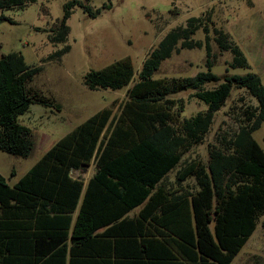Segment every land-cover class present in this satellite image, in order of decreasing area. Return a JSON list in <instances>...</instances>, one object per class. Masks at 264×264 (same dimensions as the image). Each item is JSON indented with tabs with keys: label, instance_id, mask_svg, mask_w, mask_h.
Returning a JSON list of instances; mask_svg holds the SVG:
<instances>
[{
	"label": "trees",
	"instance_id": "16d2710c",
	"mask_svg": "<svg viewBox=\"0 0 264 264\" xmlns=\"http://www.w3.org/2000/svg\"><path fill=\"white\" fill-rule=\"evenodd\" d=\"M33 1L0 0V10ZM112 5L108 0L93 8L84 0H67L61 18L42 30L52 44L65 43L76 6L96 17ZM3 20L10 19L1 14ZM209 22L191 16L171 28L147 53L136 76L129 56L86 72L83 82L89 89L124 88L125 98L116 110L104 106L61 136L15 183L0 173V264H231L264 214V149L252 135L264 123V85L259 74L247 72L202 87L220 79L210 70L215 58L211 31L220 50L230 52V65L250 66L230 34L211 30ZM199 28L203 41L193 39ZM194 47L205 48L207 71L153 78L173 52ZM69 49L65 43L47 59H59ZM41 69L27 64L18 51L0 57V149L7 153L27 157L36 145L19 115L32 103L57 105L28 86ZM234 87L245 89L256 105L245 108L243 123L231 135L217 134L206 161L194 158L177 170L179 184L194 178L193 192H172L169 205L159 203L163 196L156 200L151 191L205 140ZM189 88L206 108L187 117L183 100L171 96ZM92 161L96 172L86 183L73 175ZM149 195L138 214L126 215Z\"/></svg>",
	"mask_w": 264,
	"mask_h": 264
},
{
	"label": "rangeland",
	"instance_id": "374dc122",
	"mask_svg": "<svg viewBox=\"0 0 264 264\" xmlns=\"http://www.w3.org/2000/svg\"><path fill=\"white\" fill-rule=\"evenodd\" d=\"M65 1L35 0L20 8L0 10V15L11 20L0 22V57L18 51L27 64L42 65L28 86L51 97L57 104L32 103L19 115V122L31 127L36 145L27 157L0 149V173L10 184L46 150L40 145L42 137L48 135L54 143L100 108L113 106L116 110L125 98L124 88L89 89L83 82L87 71L129 56L136 76L147 53L171 28L185 25L191 16L208 17L211 30L216 27L229 33L250 65L248 68L230 65V52L220 50L211 31L215 58L210 70L220 79L205 82L203 88L215 87L224 80V75L247 72L259 74L264 85V0H112V7L102 10L96 17H90L76 6L67 21L70 31L65 43L70 45L69 51L59 59L49 60L47 56L65 43L52 44L42 29H49L61 18ZM84 1L93 8L108 2ZM204 38L202 28L193 35L195 40L203 41ZM207 70L204 47L182 48L161 62L153 78L193 76ZM193 92L194 89L189 88L171 96L183 100V115L187 117L206 108L204 102L192 96ZM250 105H256V99L245 89L234 87L224 106L215 113L205 140L194 147V152L206 161L208 145L216 142L217 134L229 136L236 131L243 123V111ZM252 135L264 149V123ZM73 175L76 176L77 171ZM263 221L264 214L231 264H264Z\"/></svg>",
	"mask_w": 264,
	"mask_h": 264
},
{
	"label": "crops",
	"instance_id": "0c3cea01",
	"mask_svg": "<svg viewBox=\"0 0 264 264\" xmlns=\"http://www.w3.org/2000/svg\"><path fill=\"white\" fill-rule=\"evenodd\" d=\"M54 143H53V141L50 140V137L48 135H46L45 137H42L41 138V141H40V145L42 146L43 149H46V150L48 148H50ZM195 146H193L189 151H187L182 156L181 161L176 166H174L173 168H171L168 172H166L162 176V178L157 182V184L155 185V187L151 191L150 195H154V197L156 196V200H157V198H159V195L158 194H160V196L161 195L163 196L161 202H159V203H163L165 205V203L167 204V201H168V205H169L170 204L169 201H173V199H171L172 198L171 195L173 194L172 192H175L176 194H178V193H184V194H187V195H188V192H193V190H194V183H195L194 178L193 177H187L185 180H182L181 183L179 184L176 181V173H177V170L183 165V163L185 161H188V160H191V159H194V158H196V159H202L201 156L197 155V153L194 152V147ZM14 172H15V170H14ZM95 172H96V170H95V163H94V161H92L86 169H84V170H77V176H81L84 179V183H86L87 180ZM150 195L146 198L145 202H143V203L139 204L138 206H136V207L132 208L131 210H129L126 213V215L132 217V216L138 214L141 211V209L144 206V204L146 203V201H148ZM175 202L176 201H174L173 203H175ZM106 204H109V201L108 200H107ZM161 205L162 204H158L157 207H159V208H157V210H160ZM176 208H178V207H171V210L174 211V210H176ZM103 228L104 227H102L99 230H102Z\"/></svg>",
	"mask_w": 264,
	"mask_h": 264
}]
</instances>
